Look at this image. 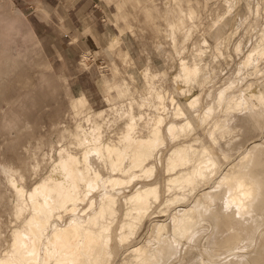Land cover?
<instances>
[{"label": "bare ground", "instance_id": "bare-ground-1", "mask_svg": "<svg viewBox=\"0 0 264 264\" xmlns=\"http://www.w3.org/2000/svg\"><path fill=\"white\" fill-rule=\"evenodd\" d=\"M132 1L134 0H115L116 14L108 12L107 20L110 23L121 24V36L127 32L133 33V28L128 23L129 14L123 12L126 4ZM147 1L151 6H141L143 10L148 13L158 11L159 7L154 0ZM208 1L204 0V8H207ZM219 1L223 5V10L215 12L208 33L212 44H208L204 39L208 46L194 45L193 55L188 61L183 53L186 41L190 39L193 28L197 26L194 19L199 18L200 11L192 4V0H185L186 9L182 8V0H163L165 12H162V17L166 24L165 31L171 39L172 51L178 56V70L171 78L168 77L171 83L168 100L174 106L171 119L167 120L168 115H165L168 110L164 103L165 93L157 90L152 82L148 95L139 105L142 107L148 98H155L157 108L161 111L153 116H149L148 113L135 114L133 102L130 101L123 112L125 118L123 126L116 133V138L111 139L110 133L105 135L103 132L104 122L100 121L103 119L105 108L93 109L87 97L81 92L79 96L70 98L69 106L72 114L85 109L83 119L76 121L73 129H64L68 137L74 140L79 151L74 152L67 143L64 145L60 142L58 149L55 150V156L50 159L47 172L28 189L21 184L24 178L20 175L19 169L9 166L11 169L7 172V180L13 189L10 200L14 204L15 215L22 218V223L12 229L8 246L3 250V255L0 254V264H106L107 258L112 256L111 231L118 213L117 195L120 190H116L129 188L136 181H148L152 178L156 162L162 163L159 147L163 146L166 138L174 142L193 135L192 139L171 146L164 157V173L167 175L164 182V199H161L158 182L136 183L133 190L123 197L125 209L116 229L117 242L120 244L127 242L157 203L159 211L162 209L167 211V208L174 207L173 230L169 238L166 236V240L178 235L185 238L189 233L193 236L197 225L201 223L199 211L204 208L202 206H206L207 209L208 206H212L210 208L220 211L221 216L242 219L246 213L254 211L255 205L264 193L262 192L264 186L251 175L249 167L257 157L256 149L260 140H253L246 148H242L243 152L239 149L240 155L222 166L227 156L215 150L214 146L218 141L214 135L218 131L223 138V134L230 133L232 129L230 131L227 129L226 120L236 111H248L256 118L255 120H260L264 114V89L257 82L251 81L252 83L246 84V87L239 89L238 92H233V84L229 83L220 88L216 97L202 110L197 109L200 92L196 91L195 86L201 90L211 79V75L223 73L222 63L217 58H229L230 54H225L221 46L229 43L228 34L233 32V27L236 31L239 22L248 19L253 11L252 0ZM260 7L264 10V0H257L255 14H258ZM189 21L192 25H189ZM259 24L262 27L254 43L239 62L240 66L252 65L254 71L264 57V24L256 18L246 29L251 33ZM179 33L183 34L180 40ZM118 43L123 46L121 37L112 36L106 50L109 52L110 48ZM234 49L239 53L240 42L234 45ZM89 54L85 52L81 56V63L87 67L89 63L85 61ZM49 65L47 63V66ZM141 72L144 76L150 77L151 81L159 75H165L163 70L151 72L148 67L143 68ZM168 78L164 77V80L168 81ZM101 81L104 83L103 99L109 101V97H112V87L103 78ZM119 87L122 88V84H119ZM208 89L209 97L211 89ZM115 90L118 91V88ZM124 92L121 91L119 94L124 95ZM19 102L20 106L31 103L30 100ZM218 110L223 115L212 120L204 134L205 139L199 137V131L194 133L198 119L202 127ZM14 116L20 118L18 113H14ZM10 123L9 131L13 134L15 120L12 119ZM25 126L29 127V123L25 122ZM262 135L264 139V134ZM93 155L103 163L108 174L102 175L100 170L92 165L90 158ZM38 167L39 163L36 162L33 169L37 171ZM3 170L6 172V169ZM203 183L211 184L198 189ZM222 188H224L222 192H216ZM96 192L99 193L98 199L93 195ZM185 202L189 203L183 205ZM153 214H156V211L151 215ZM66 216L67 220L63 224L55 221L56 219L62 222ZM252 218L251 221L255 222ZM164 225L163 222L155 224L160 229H163ZM253 232L255 229L251 227L249 233L252 235ZM256 233L261 235L262 229H258ZM163 241L161 240L154 249H158L159 252L169 251L168 247L172 245ZM145 250L147 251L141 246H129L126 249L133 252L132 260L135 262L133 264L156 263L150 258L151 252L146 256ZM130 262L125 261V264H132Z\"/></svg>", "mask_w": 264, "mask_h": 264}, {"label": "rangeland", "instance_id": "rangeland-1", "mask_svg": "<svg viewBox=\"0 0 264 264\" xmlns=\"http://www.w3.org/2000/svg\"><path fill=\"white\" fill-rule=\"evenodd\" d=\"M94 1L97 6L101 7L99 0ZM154 1L159 9L150 13L141 7L151 6V3L147 0H134L126 4L123 12L129 14L128 23L132 26L133 33L127 32L121 36V24L113 25L106 18L109 17L108 12H115L113 14L117 12L115 5H113L115 0H108L109 9L105 10L103 16L105 23L111 26L104 35L103 41L101 43L96 41L95 51H90L85 61L87 64H98L99 72H96L98 75L96 82L97 94H95L94 103L93 100H90V102L93 109L105 108L104 120L101 118L100 121L104 122L103 132L105 135L110 133L111 139L116 138V133L123 126L125 120L123 112H125L130 101L133 102V112L135 114L142 113L146 115L148 113L149 116H153V114L161 111L157 108L158 104L155 98H148L142 107L139 105L140 101L148 95L152 82L157 90L165 93L164 103L168 107L165 115H168L167 120L172 118L174 106L168 100L171 87L169 81L178 70V56H175L176 53L172 51L171 39L165 31L166 24L162 17V12H165L163 0ZM203 2L204 0H192V4L198 8L200 14L198 19H194L197 26L193 28L192 36L186 41V49L183 55L188 61L193 55L194 45L208 46L205 44L204 39L207 40L208 44H212L211 39L208 37L211 19L214 17L215 12L223 10V5L219 0H209L207 8H204L205 2ZM251 6L253 11L248 19L240 21L236 31L233 27V32L228 34L229 43L226 42L221 46V50L225 54H230L229 58H217L222 63L223 73L218 74L219 76L211 75V79L209 78L210 80L201 90L195 86L196 91L200 92L197 109L202 110L207 103L216 97L218 90L229 83L233 84V92H238L239 89L246 87V84L254 81L264 89V57L258 63L256 71H254L252 65L245 67L240 66L239 63L251 44L254 43L256 35L262 27L259 24L254 31L248 33L246 29L249 24L256 18L264 24V10L260 7L258 14H255L257 0H252ZM17 8L20 10L19 7ZM182 8H187L185 0H182ZM151 22L152 24H150ZM189 25H192L190 21ZM112 36H120L125 47L118 43L111 47L108 52L106 49ZM182 37L183 34L179 33L178 40ZM38 40L24 28L22 16L18 11L7 0H0V254L2 255L11 239L12 229L22 223V218L15 215L14 204L10 200L13 189L7 180L9 169L12 166L19 169L20 175L24 178L21 184L28 189L47 172L50 159L55 156V150L58 149L60 142L64 145L67 143L70 150L74 152L79 151V149H76L74 140L68 137L64 129H73L76 121L83 119L85 109L72 114L69 106L70 98L79 96L81 92L68 79L66 73L54 71L50 63V52L44 42L39 38ZM237 42H240L239 53L234 49ZM84 51L81 52V56ZM23 59L26 60L23 61ZM47 63L50 65L47 66ZM80 65L83 70L87 68L86 65L81 63V60ZM146 67L151 72L163 70L165 75H159L154 81H151L150 77L144 76L141 72ZM260 72H262L261 75ZM164 77L170 78L165 81ZM102 78L112 87V97H109V101L103 99L102 88H104V83L101 81ZM256 78L260 79L256 80ZM213 80L215 81L212 82ZM119 84H122V88L119 87ZM116 88H118V91L115 90ZM208 88L211 89V96L209 97L207 96ZM121 91L124 92V95L119 94ZM21 100H30L31 103L20 106L19 101ZM114 106L116 108H113ZM14 113L20 114V118L17 119L18 117L14 116ZM215 114L202 127L198 119L194 133L199 131V137L202 136V139H205L204 134L209 124L212 123L214 118H221L223 115L220 110ZM12 119L16 123L13 134L9 131ZM255 119L248 111L233 112L226 120L227 129L232 130L229 134H223V138L219 135L220 132H215L214 136L218 143L214 148L217 152L225 153V156H227L224 163L222 162V166H225L244 151L242 148H246L253 140H260L259 147L256 149L257 157L249 167V172L264 186V139L262 137V134H264V114L260 120ZM25 122L29 123V127L25 126ZM192 138L193 135H190L184 140L181 138L179 141L174 142L166 138L163 146L159 147L162 163L155 161L156 170L152 178L148 181L139 180L129 188L123 187L116 190H120L117 195L116 208L118 213L111 231L110 247L112 256L109 258L110 260L107 258L106 264H122L123 261V264H125V261L135 263L132 260L133 252L126 251L129 246L144 247L147 249V251L145 250L147 252L146 256L151 252V257H149L151 260L156 261L153 264H264V193L258 200L257 206L255 205L254 211L246 213L244 219L226 215L221 216L220 211L210 208L212 206H208V209L206 206H202L205 209L202 208L199 211L201 223L197 225L193 236L189 233L185 238L178 235V237H171L169 240H166V238L170 237L169 234L173 230L172 213L174 207L167 208V211H163V209L159 211V203H157L142 223L138 225L134 235L127 242L124 244L117 242L116 229L123 218L125 209V204L122 201L123 197L133 190L136 183L158 182L161 199H164V182L167 177L164 173V157L175 143ZM90 161L96 169L100 170L102 175L108 174L105 166L96 156H91ZM36 162L39 163L37 171L33 169ZM10 165L11 167H9ZM1 166L6 169V172ZM210 184L204 185L203 183L198 189ZM263 189L262 192H264ZM223 190L224 188L216 192H222ZM93 195L98 199L99 193L96 192ZM188 203L185 202L183 205ZM154 211H156V214L151 215ZM161 211L164 213H161ZM251 218L255 222H252ZM66 220L67 216L64 217L62 222L55 219L59 224H63ZM158 222L160 224L163 222L165 227L160 229L155 226ZM251 227L255 229L252 235L249 233ZM258 227L262 229L263 233L261 235L256 233L260 229ZM161 240H164L163 243L165 244L172 245L168 247L169 251L159 252L158 249H154ZM173 249L175 250L173 251Z\"/></svg>", "mask_w": 264, "mask_h": 264}, {"label": "crops", "instance_id": "crops-1", "mask_svg": "<svg viewBox=\"0 0 264 264\" xmlns=\"http://www.w3.org/2000/svg\"><path fill=\"white\" fill-rule=\"evenodd\" d=\"M7 1L22 16L24 28L44 42L54 71L66 73L77 90L94 103L98 64L90 63L83 70L80 57L84 50L95 51L96 41L101 43L111 26L103 16L109 9L108 0H99L101 7L94 0Z\"/></svg>", "mask_w": 264, "mask_h": 264}]
</instances>
